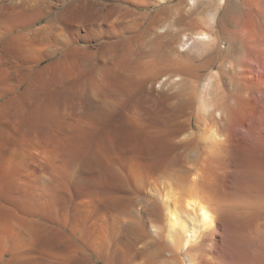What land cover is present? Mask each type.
Wrapping results in <instances>:
<instances>
[{
    "label": "bare ground",
    "instance_id": "obj_1",
    "mask_svg": "<svg viewBox=\"0 0 264 264\" xmlns=\"http://www.w3.org/2000/svg\"><path fill=\"white\" fill-rule=\"evenodd\" d=\"M104 1L0 0V264H253L264 0Z\"/></svg>",
    "mask_w": 264,
    "mask_h": 264
},
{
    "label": "rangeland",
    "instance_id": "obj_2",
    "mask_svg": "<svg viewBox=\"0 0 264 264\" xmlns=\"http://www.w3.org/2000/svg\"><path fill=\"white\" fill-rule=\"evenodd\" d=\"M96 1H98V2H103V3H107L106 1H104V0H96ZM236 2V3H235ZM109 4H112L111 2H108ZM233 3H234V5H233ZM210 4H212L211 3V0H205V5H204V7L206 8V11H208L211 7H212V5H210ZM227 5H228V7H227ZM227 5H225L224 7V9L225 10H227L228 11V14L226 15L229 19L230 18H235V17H237V16H241V14H242V12H243V8H244V6H243V2H242V0H231V2H230V0H228L227 1ZM224 9H222V14L224 13V12H227V11H224ZM238 9V10H237ZM236 12V13H235ZM231 13H233V15L231 14ZM235 13V14H234ZM240 13V14H239ZM235 15V16H234ZM243 15H244V13H243ZM196 53L197 52H193L192 54H191V56H195L196 55ZM95 128H96V130H95ZM101 130V131H100ZM92 141H93V148H92V150H94L93 152H94V156H95V160L97 161V162H99L100 164H103V163H108V162H110V161H112V157H110L108 154H107V152H105L104 150H106V143H105V141H104V132L102 131V129L101 128H98V126H95L94 128H93V130H92ZM102 138V141L100 140L101 138ZM94 138V139H93ZM102 142H104V143H102ZM112 144H113V146H115L116 148H118V143H116V142H112ZM104 147V148H103ZM107 154V155H106ZM105 155V156H104ZM115 155V158H119V159H121L122 158V155L120 154V152H116V154H114ZM119 155H121V156H119ZM238 226H239V229H238V232H233V233H231L230 234V238H229V240H230V242H229V244L231 245V247H232V249L234 248L235 250H237L238 249V252H235V251H233L232 249H231V253L229 254V260L233 263V264H240L241 263V261H242V263L244 262V258H247L248 256L246 255V254H243L242 253V251H243V249H248V243H249V241H247V239H245L244 238V234H248L249 232L248 231H246V230H248L247 228H249L248 227V225H244V224H241V223H238ZM244 227V228H243ZM262 229H261V231H263L264 229H263V227H261ZM243 229H246V230H243ZM243 232V233H242ZM236 234V235H235ZM241 234H243L242 236H241ZM235 235V236H234ZM243 237V239L241 238V237ZM246 241H245V240ZM243 240V241H242ZM233 241V242H232ZM250 246H249V249L251 250V249H253V247L252 248H250L252 245L251 244H249ZM256 246H259V244L257 245H255V247ZM254 250V249H253ZM235 253H236V255L238 256V257H236V255H235ZM241 253V254H240ZM251 253V252H250ZM257 253H258V251H254V254H256V256H255V259H257V260H254L255 262H253V264H256V262H257V264L259 263V264H261L262 262H263V260H264V252L262 253L261 252V254H258L257 255ZM259 255H260V257H259ZM245 256V257H244ZM260 258V259H259ZM262 258V259H261ZM260 260H262V261H260ZM237 261H239V262H237ZM241 263V264H242ZM262 264H264V263H262Z\"/></svg>",
    "mask_w": 264,
    "mask_h": 264
}]
</instances>
